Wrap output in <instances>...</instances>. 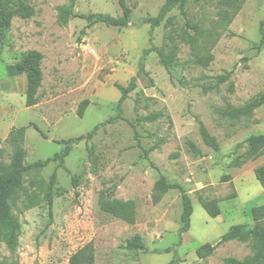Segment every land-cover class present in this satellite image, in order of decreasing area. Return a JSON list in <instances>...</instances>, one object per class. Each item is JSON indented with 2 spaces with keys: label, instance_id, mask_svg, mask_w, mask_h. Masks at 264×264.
Returning a JSON list of instances; mask_svg holds the SVG:
<instances>
[{
  "label": "rangeland",
  "instance_id": "rangeland-1",
  "mask_svg": "<svg viewBox=\"0 0 264 264\" xmlns=\"http://www.w3.org/2000/svg\"><path fill=\"white\" fill-rule=\"evenodd\" d=\"M36 13L28 19L14 17L0 41V76L6 64L15 63L30 50L42 52L43 81L38 102L27 107L25 92L0 91V167L10 164L15 147L10 133L26 128L24 165L53 157L62 145L55 139L87 134L95 125L116 115L120 98L117 84L127 85L143 60L147 74L137 79L122 105L125 119L106 123L94 137L75 145L65 158L71 176L51 161L29 168L25 189L35 204L25 208L22 196L14 207L22 228L19 246L12 252L0 242V261L18 264H69L70 256L85 244L95 246L96 264H169L177 255L180 264H224V258L244 259L252 254L249 243L220 239L236 224L254 225L251 209L264 205V188L255 169L264 165V153L247 158L248 139L264 135V103L250 117L233 119L223 114L264 95V0H233L240 9L228 22L222 0L189 1L173 9L175 26L189 40L194 30L206 32L201 53L212 55L207 66L196 62L187 41L177 39L175 63L169 68L150 47V25L143 18L156 16L165 0H125L132 22L124 28L96 24L81 35L86 21L71 17L58 22V6L72 0H26ZM77 15L96 12L122 14L120 0H73ZM165 21L153 30L152 43L163 46ZM225 76L224 80H220ZM13 83V78L10 77ZM22 86L21 83H19ZM89 104L80 117V103ZM153 121L144 117L154 116ZM203 123L216 137L219 149L208 146L200 134ZM37 126L45 134L43 137ZM192 144V146L190 145ZM52 216L49 182L53 173ZM163 175L177 184L154 202V186ZM113 198L134 200L137 219L129 224L101 210L102 192ZM193 205L190 228L183 225L182 192ZM202 201L219 210L210 216ZM140 235L149 251L130 249L127 241ZM211 244V254L197 249ZM173 246L170 252L154 249Z\"/></svg>",
  "mask_w": 264,
  "mask_h": 264
},
{
  "label": "trees",
  "instance_id": "trees-1",
  "mask_svg": "<svg viewBox=\"0 0 264 264\" xmlns=\"http://www.w3.org/2000/svg\"><path fill=\"white\" fill-rule=\"evenodd\" d=\"M189 1L199 3L201 0H165V3L161 7L156 16H149L143 18V22L150 25V47L144 50L143 57L156 51L160 56L161 62L164 66L169 68L175 63V55L178 50L177 39L181 41H187L195 55L196 62L207 66L212 60V55H203L200 48V40L205 38L206 32L197 24H193L188 21V26L194 30V35L188 40L182 32L178 31L175 26V16L169 15V13L175 8L184 7ZM224 5L234 7L233 11L229 9H223L222 15L224 18H228V22L232 20V17L240 9V5H235L233 0H222ZM73 4L70 6H58V22L62 25L68 23L71 17L79 16L86 21L85 27L81 31V35L86 34V30L93 27L96 24H104L108 27H127L133 20L132 9L127 5L125 0H120L122 14L120 16H114L110 13L96 12L89 14L77 15L73 12ZM36 13L35 8L30 5L26 0H0V41L5 35L8 29H10L12 20L14 17H20L22 19H28L34 16ZM165 21V27L167 32L165 33V40L163 46H156L152 43L153 30L161 25ZM260 43H264V30H262V39ZM42 52L38 50H30L26 54L22 55L19 60L14 64L7 67L9 76L16 74H25L27 76V89H26V106L32 107L38 102V90L43 81V72L41 69V62L43 59ZM147 74L143 60L139 65V70L135 76H133L127 85L117 84L121 95L116 105V115L110 117L106 121L100 122L89 131L87 134H83L76 137H70L67 139H55L54 141L61 144V150L54 154L53 157L45 160L39 159L29 166L24 165L25 149L23 146L24 136L26 128L24 126L12 131L8 137V141L15 147L12 160L8 165H2L0 167V242H4L6 246L15 252L19 246V235L21 232V222L18 216L14 213V207L18 201L25 197L23 205L25 208H30L35 204V195L29 193L23 185L24 173L29 168H41L47 166L51 161H58L59 167L63 168L72 179L74 186H77L78 181L76 176L66 167L65 158L70 154L72 148L82 141L91 140L96 131L105 125L106 123H113L119 119H125L122 112V105L129 93L133 91L137 86V79L142 74ZM220 80H224L225 76H221ZM264 103V95L252 99L245 103L241 107H229L223 110V114L233 119H240L242 117H250L253 115L254 110L260 107ZM89 104V100H83L77 110V114L82 117L84 110ZM156 119V115L144 117V120L153 121ZM39 133L46 137V134L37 126H35ZM200 134L204 142L212 147L214 150L219 149V144L216 137L210 134L208 129L203 123L200 124ZM249 149L247 151V158H255L264 153V135H254L248 139ZM192 146V144L190 143ZM255 176L264 188V165H260L255 169ZM57 175L54 172L49 182L48 203L49 213L52 216V206L54 200L53 187L56 182ZM180 188L179 185L173 184L167 181L166 177L161 175L156 181L154 186V202L160 201L162 195L168 192L170 189ZM99 205L102 211L121 219L129 224H135L137 219L136 202L134 200H124L119 198H113L106 192H102L99 198ZM182 205L183 212L181 219L183 222L180 228V233L187 232L191 224V216L193 213V205L190 196L182 192ZM202 205L205 210L212 217H216L219 214V210L215 203L212 201H202ZM251 214L254 219V225L249 224H236L233 225L229 231L222 235L220 242L225 243L232 240L249 243L252 249V254L240 260L234 257L224 258V264H264V205L255 206L251 209ZM127 247L130 249H140L145 252L149 251V248L145 245L142 237L136 235L134 238L127 241ZM175 248L168 246L162 249H154L155 253L170 252ZM214 250V246L211 244H204L197 249V254L200 257H205L211 254ZM0 264H18L16 260H2ZM69 264H96L95 246L92 242L85 244L74 252L69 258ZM169 264H180V259L175 255Z\"/></svg>",
  "mask_w": 264,
  "mask_h": 264
},
{
  "label": "crops",
  "instance_id": "crops-1",
  "mask_svg": "<svg viewBox=\"0 0 264 264\" xmlns=\"http://www.w3.org/2000/svg\"><path fill=\"white\" fill-rule=\"evenodd\" d=\"M14 64V63H12ZM11 63L6 64V69L9 65H12ZM11 76L8 75V72L6 70V74L4 76H0V91H2L4 88H8L9 91H19V92H25L27 89V76L23 73L21 74H16L13 75L11 78H13V83L12 80L10 79ZM19 83L22 84V86L19 85Z\"/></svg>",
  "mask_w": 264,
  "mask_h": 264
}]
</instances>
